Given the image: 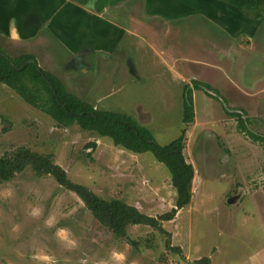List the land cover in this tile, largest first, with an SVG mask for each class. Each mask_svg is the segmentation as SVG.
<instances>
[{"label":"rangeland","instance_id":"1","mask_svg":"<svg viewBox=\"0 0 264 264\" xmlns=\"http://www.w3.org/2000/svg\"><path fill=\"white\" fill-rule=\"evenodd\" d=\"M201 2L196 0V13L188 22L196 31L203 19L212 33L226 30L213 19L228 21L224 40L240 73L232 66L225 72L238 79V85H220L219 76L214 81L212 72H202L197 63L183 81L161 64V56L167 58L159 53H164L162 43L167 41L161 35L153 50L127 35L115 55L122 56L124 50L130 60L90 72L87 79L79 75L85 80L60 75L70 92L99 109L132 117L161 145L180 137L186 128L184 154L195 169L191 205L171 220L159 219L174 207L177 193L169 168L153 153L128 151L79 124L60 126L1 84L0 156L22 146L51 154L70 180L104 199L136 206L158 219L159 226L135 224L126 236L118 235L75 191L51 174L38 175L28 167L9 181L0 180V264H204L205 258L209 264H264V141L250 135L264 137V15L256 24L242 23L250 19L234 6L222 0ZM208 5L218 13L211 17V8H203ZM246 24L249 30L257 25L256 32L236 35ZM0 45L12 56L23 50L2 41ZM239 46L245 50L234 55ZM193 79L214 81L219 98L194 90L195 118L185 124L184 85H192ZM236 111L247 131L238 116L230 114Z\"/></svg>","mask_w":264,"mask_h":264},{"label":"crops","instance_id":"2","mask_svg":"<svg viewBox=\"0 0 264 264\" xmlns=\"http://www.w3.org/2000/svg\"><path fill=\"white\" fill-rule=\"evenodd\" d=\"M195 3L196 0H0V41L20 46L23 49L20 55H33L40 67L59 78L74 76L81 81L85 79L79 75L86 77L90 72L115 68L130 60L124 56V50L122 56L115 55L127 35L142 39L151 50L161 35L167 40L162 43L164 53L159 52L167 57L161 56V64L182 76L183 81L193 74L189 67L197 63L202 72H212L214 81L219 76L220 85L236 84L238 79L232 80L225 72L229 66L236 67L231 48L224 40L226 33L229 34L228 21L213 19L219 23V28L226 29L222 32L214 29V38L203 19L204 25L196 27L195 31L193 24L188 22L196 13ZM209 7L211 17L218 13V8L212 5L203 6L204 10ZM201 11L200 15H204ZM247 22L256 24L260 20L247 21L245 18L242 23ZM255 24L250 30L248 24L241 26L236 35L244 32L250 36L256 32ZM143 29L147 30L143 32ZM142 33L153 37L147 39ZM240 48L234 49V55L245 50ZM155 56L159 58L158 54ZM235 71L240 73L239 69ZM209 81L206 83H214ZM244 87L242 91L246 90ZM85 88L86 84L81 93Z\"/></svg>","mask_w":264,"mask_h":264},{"label":"trees","instance_id":"3","mask_svg":"<svg viewBox=\"0 0 264 264\" xmlns=\"http://www.w3.org/2000/svg\"><path fill=\"white\" fill-rule=\"evenodd\" d=\"M222 1L237 8L248 19L260 20L264 15V0ZM29 59L35 57L31 54L12 56L0 45V85L9 86L25 102L51 116L60 126L79 124L84 130L111 138L115 145L128 151L153 153L158 161L169 168L177 193L174 207L160 215L159 219L171 220L179 209L191 203L195 169L184 154L186 128L180 137L169 144L161 145L149 128L140 125L128 115L97 108L70 92L54 73L40 67L38 63H29ZM184 88L183 122L190 124L195 118L193 91L203 89L215 98H219V93L209 83L196 79L192 85L185 84ZM230 114L238 116L240 125L244 128L242 130L247 131L240 113L236 111ZM250 135L256 141H264V137L251 132ZM28 167L38 175L51 174L60 184L75 191L93 215L118 235L126 236L127 228L135 224L159 226L158 219L142 213L136 206L122 199H104L87 186L70 180L66 170L55 163L53 155L42 154L27 147L22 146L0 156V180L9 181ZM202 261L209 264L208 258Z\"/></svg>","mask_w":264,"mask_h":264},{"label":"water","instance_id":"4","mask_svg":"<svg viewBox=\"0 0 264 264\" xmlns=\"http://www.w3.org/2000/svg\"><path fill=\"white\" fill-rule=\"evenodd\" d=\"M28 62L29 63H37V61L35 59H29Z\"/></svg>","mask_w":264,"mask_h":264},{"label":"built area","instance_id":"5","mask_svg":"<svg viewBox=\"0 0 264 264\" xmlns=\"http://www.w3.org/2000/svg\"><path fill=\"white\" fill-rule=\"evenodd\" d=\"M169 264H183V263H179V262H171Z\"/></svg>","mask_w":264,"mask_h":264}]
</instances>
